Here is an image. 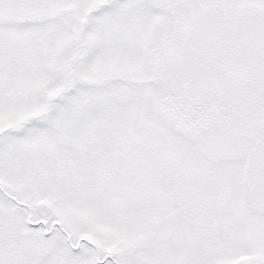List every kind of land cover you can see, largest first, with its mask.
<instances>
[{"label": "snow or ice", "instance_id": "obj_1", "mask_svg": "<svg viewBox=\"0 0 264 264\" xmlns=\"http://www.w3.org/2000/svg\"><path fill=\"white\" fill-rule=\"evenodd\" d=\"M0 264H264V0H0Z\"/></svg>", "mask_w": 264, "mask_h": 264}]
</instances>
